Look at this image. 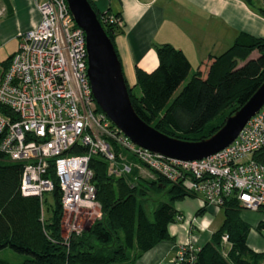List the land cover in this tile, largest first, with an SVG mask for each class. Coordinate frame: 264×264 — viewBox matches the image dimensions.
Instances as JSON below:
<instances>
[{
	"label": "trees",
	"instance_id": "1",
	"mask_svg": "<svg viewBox=\"0 0 264 264\" xmlns=\"http://www.w3.org/2000/svg\"><path fill=\"white\" fill-rule=\"evenodd\" d=\"M245 1L253 3V0ZM89 2L116 48L115 38L123 33L122 25L107 20V16L121 18V14L99 12L93 1ZM260 13L264 16V6ZM255 51L259 54L252 57ZM156 53L157 67L151 71L137 67L133 86L126 79L131 102L147 124L182 140L210 137L264 82V37L240 33L226 51L210 56L213 60L205 76L199 69L190 75V60L170 43L156 45ZM188 77V82L175 95ZM116 148L132 162L131 172L115 176L109 173V164L103 157H92V182L102 214L69 238L65 237L62 225V191L53 171L55 188L50 192L53 204L46 208V194L23 195L22 163L11 161L0 151V253L10 248L24 256L21 262L13 263L0 255V264H135L161 241L175 239L170 234V224L183 217L173 203L197 195L155 171L150 170L153 178L141 176L143 165L126 149ZM252 157L264 164V148ZM164 190L170 201L155 204L152 193ZM220 209L221 226L205 244L187 248L180 264H264V252L248 245L252 227L240 216L244 206L236 197L229 196ZM206 210L205 203L197 214ZM260 211L264 213V209ZM257 229H264V220ZM225 235L227 242L223 239Z\"/></svg>",
	"mask_w": 264,
	"mask_h": 264
},
{
	"label": "built area",
	"instance_id": "2",
	"mask_svg": "<svg viewBox=\"0 0 264 264\" xmlns=\"http://www.w3.org/2000/svg\"><path fill=\"white\" fill-rule=\"evenodd\" d=\"M35 4L40 22L19 34L0 78V151L22 163L20 188L25 196L52 192L53 171L62 191L66 238L83 230L78 217L100 207L92 157H103L115 176L131 172L132 162L116 147L134 156L142 171L148 168L180 184L207 206L220 208L225 198L234 196L245 209H264V164L252 157L264 148V106L231 144L209 157L188 161L156 154L135 144L98 106L88 77L86 34L76 25L67 0ZM107 17L116 22L114 16ZM223 239L227 242L228 236ZM193 247L182 246L175 264Z\"/></svg>",
	"mask_w": 264,
	"mask_h": 264
},
{
	"label": "crops",
	"instance_id": "3",
	"mask_svg": "<svg viewBox=\"0 0 264 264\" xmlns=\"http://www.w3.org/2000/svg\"><path fill=\"white\" fill-rule=\"evenodd\" d=\"M92 1L99 12L121 14L123 33L116 36L115 42L130 86L136 83L137 67L146 71L157 67L158 57L152 49L153 44L170 43L181 49L190 60V75L197 64V69L205 76L213 60L210 56L226 51L240 33L264 37V16L260 13L264 0H253L252 4L245 0ZM0 11V35L5 30L4 21L15 26L19 35L36 27L41 18L35 0H0ZM146 52H150V56ZM211 210L215 211V208ZM256 212L242 211L240 216L252 227L248 245L255 251L264 252V229H257L259 222L264 220V213L254 214ZM170 234L175 236L171 231ZM182 245L174 239L161 241L135 264H174Z\"/></svg>",
	"mask_w": 264,
	"mask_h": 264
},
{
	"label": "water",
	"instance_id": "4",
	"mask_svg": "<svg viewBox=\"0 0 264 264\" xmlns=\"http://www.w3.org/2000/svg\"><path fill=\"white\" fill-rule=\"evenodd\" d=\"M76 25L86 34L88 77L94 98L111 122L135 144L181 160L209 157L231 144L249 119L264 106V82L210 137L187 141L168 136L136 113L121 60L89 0H67Z\"/></svg>",
	"mask_w": 264,
	"mask_h": 264
},
{
	"label": "rangeland",
	"instance_id": "5",
	"mask_svg": "<svg viewBox=\"0 0 264 264\" xmlns=\"http://www.w3.org/2000/svg\"><path fill=\"white\" fill-rule=\"evenodd\" d=\"M116 23L119 24L121 22L120 17H115ZM3 28H5L4 33L0 35V78L3 71L7 67V60L9 57L16 51L18 42H19V35L16 33V27L12 26L9 21L3 22ZM120 25V24H119ZM24 32V31H23ZM183 43V42H178ZM153 51L156 53V44H153L152 47ZM157 54V53H156ZM258 52L255 51L252 54V57L258 56ZM146 55L150 56L146 52ZM147 60H149L147 58ZM150 67V66H147ZM197 70V64L195 71ZM189 77L182 83L179 89L176 91L177 95L184 85L188 82ZM132 82V79L129 80ZM128 82V81H127ZM133 86V85H132ZM135 92L138 93V88L135 89ZM143 177L145 178H153L152 172L149 170H145L143 167L142 171ZM152 197L155 200V204H158L159 201H170L169 195L164 191L162 192H154L152 193ZM47 201L45 203V207L48 208L49 205L53 204V196L50 192L46 193ZM174 206L180 209L183 214L181 215L183 219H178L176 222L170 224V231L175 235V241L178 244H192L195 247H199L209 241L212 237L213 231L218 229L221 225L223 220V213L220 208L207 206V210L198 215L197 211L204 204V199L200 196L197 197H187L184 200H176L174 201ZM215 208V211L211 209ZM243 211L248 212V209ZM251 212V211H249ZM98 214V215H97ZM100 214V215H99ZM101 210L100 207L90 215L87 214L86 216L82 214V216L78 217L77 225L81 226L83 229L89 226L94 220L101 217ZM254 214H262L261 211H257ZM0 255L13 262L19 263L23 260L24 256L18 253H15L12 249L6 248L4 249ZM176 258V257H175ZM175 258L173 263L175 264Z\"/></svg>",
	"mask_w": 264,
	"mask_h": 264
}]
</instances>
